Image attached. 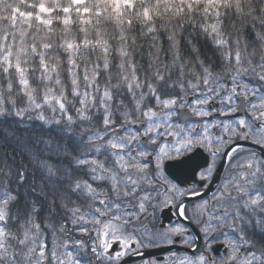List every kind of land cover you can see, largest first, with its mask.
Wrapping results in <instances>:
<instances>
[{
	"label": "snow or ice",
	"instance_id": "obj_1",
	"mask_svg": "<svg viewBox=\"0 0 264 264\" xmlns=\"http://www.w3.org/2000/svg\"><path fill=\"white\" fill-rule=\"evenodd\" d=\"M262 16L0 0V264H264Z\"/></svg>",
	"mask_w": 264,
	"mask_h": 264
},
{
	"label": "flooded vegetation",
	"instance_id": "obj_2",
	"mask_svg": "<svg viewBox=\"0 0 264 264\" xmlns=\"http://www.w3.org/2000/svg\"><path fill=\"white\" fill-rule=\"evenodd\" d=\"M253 38H255L254 34L251 35ZM250 43V47H254L257 49V57L260 55V43L257 42L256 40L249 42ZM204 53L207 54V56L209 57H213V59H215V55L213 53V50L210 46H204ZM203 154H198L196 156H194L192 159L186 161V163L180 168V170L177 172V177L178 179H180L181 181H185V182H190L192 180H194V169L196 167L197 164L203 163ZM165 218L170 217V213H168L167 211H165L164 213Z\"/></svg>",
	"mask_w": 264,
	"mask_h": 264
},
{
	"label": "trees",
	"instance_id": "obj_3",
	"mask_svg": "<svg viewBox=\"0 0 264 264\" xmlns=\"http://www.w3.org/2000/svg\"><path fill=\"white\" fill-rule=\"evenodd\" d=\"M238 23H239V22H238ZM247 34H251V33H250V32H246V36H247ZM246 38H247V37H246ZM247 40L252 42V39L247 38ZM165 47H166V45H165ZM162 58H163V57H162ZM211 58H213V57H211ZM137 59H139V57H138ZM146 61H147V55L145 54L144 62L146 63ZM101 83H103V78H101Z\"/></svg>",
	"mask_w": 264,
	"mask_h": 264
},
{
	"label": "clouds",
	"instance_id": "obj_4",
	"mask_svg": "<svg viewBox=\"0 0 264 264\" xmlns=\"http://www.w3.org/2000/svg\"><path fill=\"white\" fill-rule=\"evenodd\" d=\"M244 3L247 4L248 3V0H244ZM256 3L261 4V5H264V0H256ZM260 19L261 20H264V16H262Z\"/></svg>",
	"mask_w": 264,
	"mask_h": 264
},
{
	"label": "bare ground",
	"instance_id": "obj_5",
	"mask_svg": "<svg viewBox=\"0 0 264 264\" xmlns=\"http://www.w3.org/2000/svg\"><path fill=\"white\" fill-rule=\"evenodd\" d=\"M251 35H252V33H251V34H247L246 37L249 38V39H252V41H253V40L255 41V38H253ZM249 42H251V41H249Z\"/></svg>",
	"mask_w": 264,
	"mask_h": 264
}]
</instances>
